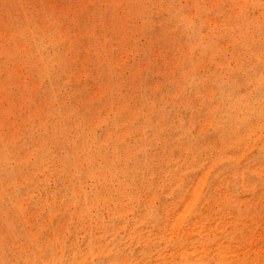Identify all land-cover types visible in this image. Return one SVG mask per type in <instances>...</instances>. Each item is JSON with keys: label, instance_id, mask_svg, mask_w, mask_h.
Returning a JSON list of instances; mask_svg holds the SVG:
<instances>
[{"label": "rangeland", "instance_id": "rangeland-1", "mask_svg": "<svg viewBox=\"0 0 264 264\" xmlns=\"http://www.w3.org/2000/svg\"><path fill=\"white\" fill-rule=\"evenodd\" d=\"M0 264H264V0H0Z\"/></svg>", "mask_w": 264, "mask_h": 264}]
</instances>
